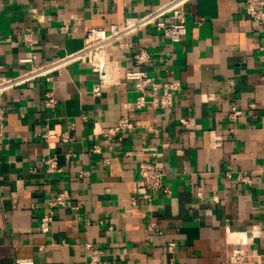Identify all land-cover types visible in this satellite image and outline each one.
I'll return each mask as SVG.
<instances>
[{
  "label": "crops",
  "instance_id": "obj_1",
  "mask_svg": "<svg viewBox=\"0 0 264 264\" xmlns=\"http://www.w3.org/2000/svg\"><path fill=\"white\" fill-rule=\"evenodd\" d=\"M168 1L0 0V82L80 50L89 29L124 26ZM184 14L179 43L146 27L115 44L109 74L75 63L0 94V264H83L89 244L102 264H264V178L229 177L264 163V25L244 0H191ZM138 48L150 65H136ZM131 68L179 85L172 107H154L149 86L136 110ZM124 118L135 129L107 139L103 131ZM45 131L72 140L50 147ZM153 148L165 167L156 193L139 175ZM47 154L61 172L45 171ZM62 191L67 205L42 233Z\"/></svg>",
  "mask_w": 264,
  "mask_h": 264
},
{
  "label": "built area",
  "instance_id": "obj_2",
  "mask_svg": "<svg viewBox=\"0 0 264 264\" xmlns=\"http://www.w3.org/2000/svg\"><path fill=\"white\" fill-rule=\"evenodd\" d=\"M191 0H170L164 5L146 13L138 19L127 23L124 26L116 24L110 25L109 28H92L89 29L84 38L83 47L75 52L69 53L57 60L34 66L32 69L21 73L15 77L0 82V94L10 89L25 85L40 78H46L51 81L53 74L62 73L67 67L75 63H87L92 66L93 71L109 74V65L114 59L110 60L108 53L115 44L125 38L135 37L140 30L146 27H153L157 31L162 32L164 37L171 43H179L187 33L184 7ZM244 8L246 14L253 20L264 25V1L263 0H244ZM168 18V20H167ZM133 60L138 66H148L152 63V55L144 48H138L133 55ZM26 59L24 62H31ZM125 79L134 83L136 92L138 93L135 109L141 110L147 104L145 97L147 95V87L152 86L154 96L151 104L158 107L162 111H167L173 105L174 93L178 90L179 85L174 83H166L163 86L155 84L153 79L148 77L144 71L138 69H127ZM159 88L163 94L159 99L155 98ZM101 85H96L94 93L99 95ZM44 106L51 112H55L57 108V99L53 95H47L44 100ZM240 112L234 111L231 114L232 119H236ZM0 114V120H2ZM135 129L132 122L127 118L119 121V123L111 128L103 131V135L107 139L120 138L123 130L133 131ZM41 137L51 147L56 142H69L72 140L69 131L57 134L54 131H45ZM92 152L101 153L100 146H94ZM126 153L125 156H130ZM152 159L142 162L139 167V175L146 190L152 193L165 191L163 187V179L165 176V167L159 160L160 149H151ZM70 156V155H69ZM45 171L48 174H55L62 171L58 158L55 154H47L44 158ZM259 174L264 178V163L255 167L252 171H240L229 177H234L238 182L250 184L252 175ZM69 194L67 191L58 193L55 198L49 201L48 211L42 216L39 229L42 233H48L51 230L56 207L67 205ZM89 224V222L87 221ZM87 255L83 264H102L103 251L92 244L87 245ZM20 263V262H19Z\"/></svg>",
  "mask_w": 264,
  "mask_h": 264
}]
</instances>
